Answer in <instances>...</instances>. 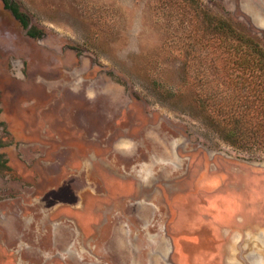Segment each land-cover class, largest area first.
<instances>
[{"label": "rangeland", "instance_id": "374dc122", "mask_svg": "<svg viewBox=\"0 0 264 264\" xmlns=\"http://www.w3.org/2000/svg\"><path fill=\"white\" fill-rule=\"evenodd\" d=\"M13 1L37 37L0 0V264H264V151L208 119L194 3ZM193 1L264 48V0Z\"/></svg>", "mask_w": 264, "mask_h": 264}, {"label": "trees", "instance_id": "16d2710c", "mask_svg": "<svg viewBox=\"0 0 264 264\" xmlns=\"http://www.w3.org/2000/svg\"><path fill=\"white\" fill-rule=\"evenodd\" d=\"M2 1L28 34L37 37L19 5L13 0ZM191 2L207 23L192 51L199 66L209 67L203 82L204 103L211 114L208 119L227 133L225 138L232 146L264 151V48L228 20Z\"/></svg>", "mask_w": 264, "mask_h": 264}, {"label": "crops", "instance_id": "0c3cea01", "mask_svg": "<svg viewBox=\"0 0 264 264\" xmlns=\"http://www.w3.org/2000/svg\"><path fill=\"white\" fill-rule=\"evenodd\" d=\"M256 197L255 195H253ZM213 206H217V203H213ZM215 208V207H214ZM242 206L239 203V200L236 198H231L228 200L223 201V207L219 216V220L225 224H233L234 223V215L236 212H238ZM255 260L254 263H260L263 261V258L261 256H258L257 258L254 256Z\"/></svg>", "mask_w": 264, "mask_h": 264}, {"label": "bare ground", "instance_id": "6f19581e", "mask_svg": "<svg viewBox=\"0 0 264 264\" xmlns=\"http://www.w3.org/2000/svg\"><path fill=\"white\" fill-rule=\"evenodd\" d=\"M260 18V17H259ZM261 21V20H260Z\"/></svg>", "mask_w": 264, "mask_h": 264}]
</instances>
